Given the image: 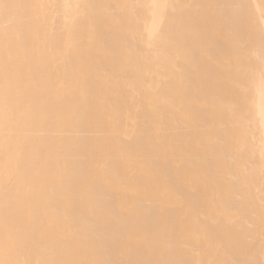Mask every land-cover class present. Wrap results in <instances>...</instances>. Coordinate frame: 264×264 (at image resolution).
I'll list each match as a JSON object with an SVG mask.
<instances>
[{"label":"bare ground","instance_id":"6f19581e","mask_svg":"<svg viewBox=\"0 0 264 264\" xmlns=\"http://www.w3.org/2000/svg\"><path fill=\"white\" fill-rule=\"evenodd\" d=\"M0 264H264V0H0Z\"/></svg>","mask_w":264,"mask_h":264}]
</instances>
